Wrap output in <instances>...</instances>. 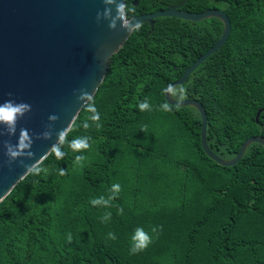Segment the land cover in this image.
Returning a JSON list of instances; mask_svg holds the SVG:
<instances>
[{
    "label": "trees",
    "instance_id": "trees-1",
    "mask_svg": "<svg viewBox=\"0 0 264 264\" xmlns=\"http://www.w3.org/2000/svg\"><path fill=\"white\" fill-rule=\"evenodd\" d=\"M134 1L126 3L135 17L186 0ZM213 8L227 13L231 35L172 97L203 104L210 149L232 160L249 137H264V111L256 121L264 110V0H188L182 10ZM223 30L218 18L165 17L132 33L94 96L101 127L82 109L61 146L66 155L49 154L46 171L26 176L0 203V264H264V146L254 143L235 166H221L202 147L195 107H160L164 90ZM145 99L151 110L142 112ZM82 136L90 149L73 151L69 142ZM117 183L109 207L90 203L107 199ZM137 227L152 243L132 254Z\"/></svg>",
    "mask_w": 264,
    "mask_h": 264
},
{
    "label": "water",
    "instance_id": "water-1",
    "mask_svg": "<svg viewBox=\"0 0 264 264\" xmlns=\"http://www.w3.org/2000/svg\"><path fill=\"white\" fill-rule=\"evenodd\" d=\"M187 1L130 20L135 18L134 22L149 23L152 28L156 19L165 17L191 22L218 18L223 22L224 30L218 42L180 79L170 84L173 88L171 92L165 91V99L171 106L195 107L202 119L201 142L206 155L221 166L233 167L242 160L250 145L258 143L264 146V137H249L234 159L224 160L208 145V116L203 104L198 100L178 101L172 97L173 90L185 84L198 67L218 52L232 32L226 12L218 8L202 13L183 11ZM139 2L135 0L134 6L137 7ZM105 7L103 0H0V103L15 100L32 106V111L18 122L15 136L0 137V197L3 196V200L26 176L20 179L25 172L20 161L9 165L2 142L15 144L20 128H27L32 134V151L36 155L33 159L23 158L24 163L32 164L39 159L58 143V133L62 129L67 128L68 133L72 128L83 109V102L78 99L81 90L95 96L112 57L132 35L133 32L129 33L120 24L112 30L107 20L97 22V13L103 12ZM111 7L115 15V7ZM263 111L258 112L257 122ZM51 115L59 119L51 121ZM45 132L51 134L50 139L43 137Z\"/></svg>",
    "mask_w": 264,
    "mask_h": 264
},
{
    "label": "clouds",
    "instance_id": "clouds-1",
    "mask_svg": "<svg viewBox=\"0 0 264 264\" xmlns=\"http://www.w3.org/2000/svg\"><path fill=\"white\" fill-rule=\"evenodd\" d=\"M103 3L106 5L103 12L97 13V22H100L102 19L107 20L108 27L112 30L117 29V25L127 30L129 33L139 31L143 27V23L140 21H135V18L129 19V13L135 14V8L129 7L126 3V0H103ZM115 7V15H113V7ZM173 86L169 85L167 89L164 91L171 92ZM181 94L185 91L181 89ZM175 94V93H173ZM11 95V94H10ZM78 99L83 102L82 108L90 113L88 116V120H91L96 124V127H101L99 123L101 116L96 108L94 96L93 94L89 93L87 90H81ZM181 99H183V95H181ZM140 111H148L151 110V105L149 104L148 100L145 99L141 101L138 105ZM161 109L164 111H171V107L169 104L164 103L161 106ZM32 111V106L26 102H16L15 100H7L3 103H0V137L4 135H12L15 136L17 133V125L18 122L25 117V115ZM59 119L58 116L51 115L49 116V120L55 121ZM84 128H88L89 125L87 122L83 124ZM146 131V128L144 129ZM67 136V128L62 129L58 133V143L53 145L46 153L42 154L39 159H36L32 164H25L23 158L33 159L35 158V152L32 151L34 140L32 138V134L28 131L27 128H20L19 136L17 142L15 144L9 141H3V146L6 149V155L8 156V163L9 165L13 164L16 161H20V164L25 168L24 174L20 177L22 179L25 176L33 175V176H40L42 171H46V169L42 166L44 160L47 159L49 154H54L57 159H62L66 153L62 151V145L66 141ZM43 137L46 139L51 138V134L48 132L43 133ZM40 137H37L39 139ZM90 137L82 136L76 137L69 142V146L73 151L81 152L90 149ZM76 163L79 164L81 161L85 159L84 156H76ZM65 170H60V175H64ZM121 191L120 184H113L111 187L112 195H110L107 199L103 196L99 198H94L90 201L93 206H100L104 205L106 207L110 206V202L114 200ZM7 194V193H6ZM5 194V195H6ZM3 196L0 197V202H2ZM120 213H123V209L121 208ZM111 212H108L103 217V220L107 221L111 218ZM153 232H156L157 229L153 228ZM109 239L115 240L117 237L114 233H109ZM67 240L69 243L72 242V235L71 233L68 234ZM132 247L130 249L132 254H136L140 251L147 249V247L152 243L151 235L144 230L143 227H137L135 232L132 236Z\"/></svg>",
    "mask_w": 264,
    "mask_h": 264
}]
</instances>
